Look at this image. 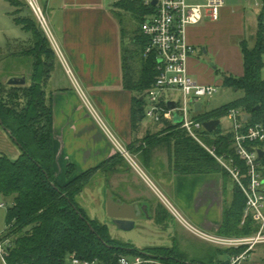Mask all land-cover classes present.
I'll return each mask as SVG.
<instances>
[{
	"label": "trees",
	"instance_id": "16d2710c",
	"mask_svg": "<svg viewBox=\"0 0 264 264\" xmlns=\"http://www.w3.org/2000/svg\"><path fill=\"white\" fill-rule=\"evenodd\" d=\"M21 9L14 11V20L32 35V45L20 54L34 58L30 82L24 85H4L0 82V123L10 132L15 143L21 148L20 155L13 159L0 153V194L10 200L7 209V228L0 236L9 238L6 260L9 264H65L73 254L79 258L110 264L116 263L120 255H152L166 264L187 263L174 248L155 247L160 253L134 247L130 242H121L110 234L108 224L91 218L76 201L86 182L112 158L100 166L90 168L60 185L54 170L53 100L45 86L55 61V51L36 19L32 9L23 0H10ZM26 5L30 12L18 16ZM135 14L138 28L131 45L122 49L124 86L134 92L132 122L134 128L146 117V93L157 77L154 55H146L148 38L141 27L143 16L148 12L142 0H121L116 4ZM126 46V47H125ZM244 58L242 76L224 75V85L243 94L232 102L211 111H199L196 118L203 123L220 119L233 107H239L249 115L246 124H264V10L259 17L256 40L251 47L247 40L241 41ZM139 67L135 66V64ZM258 107V108H257ZM161 131L147 134L140 149L150 153L157 146L167 150L170 163L177 172L220 173L224 178V189L228 188L231 176L219 161L198 141L191 137L180 122L163 119ZM205 130L207 145L215 147L216 153L224 155L229 163L246 166L233 147L231 131L220 129ZM264 149V142L254 143ZM146 146V147H145ZM264 165V156L261 158ZM73 166L68 168V174ZM232 201L224 210L223 223L219 233L223 235L252 234L258 228L255 220L247 217L241 225L246 196L233 177ZM246 247L228 248L229 254H239ZM226 264V263H222ZM228 264V263H227Z\"/></svg>",
	"mask_w": 264,
	"mask_h": 264
},
{
	"label": "crops",
	"instance_id": "0c3cea01",
	"mask_svg": "<svg viewBox=\"0 0 264 264\" xmlns=\"http://www.w3.org/2000/svg\"><path fill=\"white\" fill-rule=\"evenodd\" d=\"M248 2L232 0L228 6L225 0L217 21L205 18L201 23L188 27L187 40L195 50L200 51V55L191 56V54L188 59V71L196 82L218 86V84L224 85V75L244 74L241 41L245 39L249 43V40H256L259 17L264 10V0H253L249 4L259 6L261 9L257 22L253 25L247 18ZM114 3L111 0H46L44 2V11L53 31L50 30L52 39L47 37L56 54L45 86L46 92L53 100L56 181L60 185H65L71 178L90 168L100 166L110 158L112 161L107 166L100 167L96 173H101L109 167L110 175L119 178L123 175L124 166H130L128 159L122 155L89 111L79 90L81 89L118 142L130 154L139 157L154 177L160 181L170 178L166 182L170 187L172 186L169 189L170 195L184 215L199 228L209 233H219L224 210L231 202L226 197L230 188L228 185L227 190L224 189L223 176L220 173L177 172L173 169L164 147L157 146L148 154L143 153L139 148L142 144L141 140L147 134L161 131L164 124L159 121L147 123L142 120L137 128L133 126L134 92L124 86L123 80L124 25L120 18L122 14L119 7ZM10 6L15 11L21 9L11 2ZM230 17L234 18L235 26L226 32L217 33L218 26L223 25V22L225 23ZM209 54L225 70L221 77L218 65L215 67L208 65L206 57ZM33 63L34 58L31 65ZM262 77L264 78V67ZM170 101L176 103V99H169L168 102ZM6 137L16 144L0 123V147ZM162 150L168 156L167 162L163 161L159 154ZM70 165L73 166L71 175L68 174ZM113 198L121 205L126 203L133 207V209L120 207L116 209L117 212L137 215L136 203L142 201H123L117 196ZM142 205L146 210L145 219L153 223L150 205L146 202ZM135 228H137L136 221L132 229ZM164 233H166V243L150 247L174 248L176 254L184 257L187 263H229L231 254L226 248L214 246L190 235L178 225L176 219L174 223L165 226ZM196 241L203 243L204 247L198 248ZM132 244L139 249L144 248ZM195 244L196 246H193ZM221 254H227L228 259L223 260ZM0 264H8L1 254Z\"/></svg>",
	"mask_w": 264,
	"mask_h": 264
},
{
	"label": "built area",
	"instance_id": "2783aa9c",
	"mask_svg": "<svg viewBox=\"0 0 264 264\" xmlns=\"http://www.w3.org/2000/svg\"><path fill=\"white\" fill-rule=\"evenodd\" d=\"M25 1L32 9L46 35L52 39L47 19L38 0ZM154 1L156 2L154 3ZM224 3L225 0H142V4L148 8V12L144 14L141 23L142 31L148 38L145 54L155 56L158 72L153 86L146 93L148 101L146 117L155 121H161L166 117L174 121L177 113L182 119L180 121L181 127L221 162L222 159L226 160V158L224 155L217 154L215 147L207 145L204 140L205 130L207 129L204 123L198 120L194 114V112L201 111L196 109V105L202 103V109L204 100L212 98L218 91V86L200 84L190 75L188 59L195 51V47L188 42L187 31L189 26L197 25L205 18L217 21L220 18ZM79 90L89 111L100 123L118 150L134 164L135 169H142L129 151L118 142L114 133L104 123L84 92L81 89ZM168 90H177L181 94V101L176 100V107L173 109L168 106V101L167 103L164 101L165 91ZM227 117L230 120L229 131L232 133L233 147L236 154L244 161L246 171L243 172L240 165H236L232 169L227 164L225 166L231 170L234 179L246 196L243 221L250 216L255 220L258 226L255 236L231 238L205 232L186 220L167 198L163 200L172 211L175 219H185L182 221H185V225L193 229L197 235L219 245L234 248L248 245V248L241 253L232 254L228 263L244 264L250 250L257 244H264V165L258 152L261 147L254 145V143L264 142V124L256 122L247 125L244 112L239 107L231 108L227 113ZM4 206H6L5 203H0V207ZM11 245V239L1 238L0 236V254L5 259L8 255V247ZM69 258L74 264H110L101 262L98 259H82L76 254L71 255ZM113 264H163V262L151 255L123 254Z\"/></svg>",
	"mask_w": 264,
	"mask_h": 264
},
{
	"label": "rangeland",
	"instance_id": "374dc122",
	"mask_svg": "<svg viewBox=\"0 0 264 264\" xmlns=\"http://www.w3.org/2000/svg\"><path fill=\"white\" fill-rule=\"evenodd\" d=\"M45 1L46 0H38L39 4L43 8V11L45 10V7H44ZM111 1H114L115 2L114 4H117L121 0H111ZM237 1H241V2L249 1L246 6L247 13H248L247 18L248 20L250 19V23L254 25L257 22L258 15L260 14V10H261L260 7L255 6V5L250 6L249 4H251L253 0H237ZM226 3L228 4V6H230V4L232 3V0H226ZM118 7L122 14L120 18H122L123 25H124L123 27V35H124V40H125L124 43L126 46H128V45H131L133 36L135 35L137 31L138 24H139L138 19L135 16V14L131 12L130 10H127L120 6ZM14 11H15L14 8L10 6L9 0H0V82L4 85L9 84L8 81L12 77L23 76V75L26 77L27 83H29L30 75H31V68H32V65H31L32 58L29 57L28 55L20 54L24 49L32 45V40H31L32 35L30 32H27L26 30H24L21 25L16 24L14 20ZM27 12H30V11L28 7L24 5L23 11L17 12L18 13L17 15L23 16ZM29 14L32 15L31 12ZM44 14L47 19L48 26L50 27V30L52 31L51 24L48 20L47 13L45 11H44ZM233 17H230V19L225 21V23L223 22V25L218 26V29L216 30V32L217 33L219 31L226 32L230 28H232V26H235L236 23ZM254 42H255V39L249 40V45L252 47L254 45ZM194 54L195 56L200 55V51L195 50V52H193L191 56H194ZM206 60H207L208 65H211L212 67L213 66L215 67L218 65L214 57L211 56V54H209L206 57ZM135 66L139 67L138 63L135 64ZM218 68L220 70L219 75L221 77L222 73H224L225 70L220 65H218ZM242 94L243 92L241 90H236L231 87L218 84V91L209 100H204L201 111L202 112L211 111L213 109L222 107L223 105L232 102L234 99L238 98ZM164 96H165L164 101L166 103L169 99H176L178 101H181L180 91H177V90L165 91ZM198 113L199 112H194L195 116ZM163 119H166L169 121L171 120L170 118H166V117H164ZM163 119H161V121ZM143 120L147 123L158 122L149 117H145ZM220 120H221L220 129H222L223 131H228L229 126H230V120L228 119L227 115L221 116ZM8 133L10 135L9 131ZM3 142L4 143L1 144L2 148L0 147V153L7 154L13 159L17 158L19 154L21 153V148L17 144H13L11 139L8 137H6V140L5 141L3 140ZM203 147L207 149L205 146ZM159 154L162 156L163 161L167 162L168 156L166 152L162 150V152H160ZM131 156L134 157V160L137 162V164L140 165V167L143 168L144 171L138 168L135 169L134 164L129 159H128L129 161L128 164L130 166L128 165H126V167L124 166L123 175H121L119 178H117L118 176L112 177L109 173L110 168L108 167L104 169L103 172L101 173H95L86 182L85 186L83 187V190L76 196V201L82 208L86 210L87 214L91 218L98 219L100 222L108 224L111 235L114 238H122L123 240L122 239L119 240L121 242L131 241L132 243H134L135 245L141 248L144 247L143 250L144 249L147 251L149 250L152 253L158 254L161 252V250L156 251V249H153L155 247H150V246L151 245L152 246L163 245L166 243V233H164L165 226L170 224L171 222L174 223V219H175V216L173 215L172 211L167 207V204L166 202H164L163 199L167 198L177 208V210H179L181 215L186 220H188L196 228H199V227L195 225L193 222H191L190 219L187 216H185L184 213L174 203L173 198L170 195L171 194L170 190H169L172 188V186L170 187V185L166 183L168 182V179L170 178L167 177L166 181L165 180L160 181L157 177H154V175L145 166V164L140 160L139 157H135L134 154L133 155L131 154ZM121 163L124 164V162H120V164ZM219 163L222 165L224 169H227L230 172L231 176H233L230 170L234 168V165L232 163H229L225 159L224 160L222 159V162L219 161ZM225 164H227L230 167V169H228L225 166ZM166 170L167 169H165V171ZM228 184H229L230 189L228 190V194H226V197L228 198V200L230 199V201H232L233 188L235 186L233 185L234 184L233 177L229 176ZM109 192L112 194V197L117 196V198H120L123 201H137V200L142 201L140 203H136V205L141 204V203L143 204L145 202L149 204L151 207L150 214H152L151 216H153L154 218L153 223L147 221V219H145L146 217L145 215L144 217L141 216L139 219H137L136 221L137 228L135 229L123 231L122 229H119L118 227H116L111 222L108 210L105 206V201L107 199ZM0 203L6 204V206L0 207V231L3 232L7 228L6 216H7V209L10 204V200L4 197L3 194H0ZM152 207H154V209H152ZM185 219L176 220V221L178 225L180 227H183L190 235H194L198 237L199 239L203 241H207L208 243H211L212 245L217 246V247L226 248V249L231 248L229 246L219 245L218 243L211 242L208 239L197 235L193 229L185 225L186 223L185 221H182ZM244 222L245 221H243L242 219L241 225H244ZM215 235L231 237V238H235V237L238 238V237H252V236H255V233L237 234V235H223L220 233H216ZM196 243L198 245V248L204 247V244L201 243L200 241H196ZM193 246H196V244ZM243 246L246 247L244 250L248 248V245H243ZM194 248H197V247H194ZM209 250L211 251V249ZM221 256H222L221 258L225 261L228 259L227 254H221ZM156 258L158 259V257ZM69 259L70 258L66 259L65 264H73L72 260H69ZM163 264H166V263L163 262ZM244 264H264V244H257L254 248H252L250 252L248 253V258L244 262Z\"/></svg>",
	"mask_w": 264,
	"mask_h": 264
},
{
	"label": "water",
	"instance_id": "95a60500",
	"mask_svg": "<svg viewBox=\"0 0 264 264\" xmlns=\"http://www.w3.org/2000/svg\"><path fill=\"white\" fill-rule=\"evenodd\" d=\"M155 2L156 1H154V3ZM26 82H27V79H26V77L24 75L23 76L12 77L8 81V83L10 85H24V84H26ZM168 106L171 109H173V108L176 107V103L174 101H170V102H168ZM201 106H202V103H198L196 105V109L200 110ZM248 118H249V115H246L245 119H248ZM174 120L176 122H180L182 119L176 113ZM220 123H221L220 119H211V120L205 121L204 122V126H205V128L208 131L213 132L214 130H216V128L218 127V125ZM258 152H259L260 158H262L264 156V150L260 148L258 150ZM105 204H106L105 206H106V208L108 210L109 216L112 218L111 222L113 224H115L119 229L129 230V229H132L135 226V220L137 218L136 215H134L133 213L125 214V213H119V212L116 211L117 208L125 207V206L129 207V209H133V207L131 205L126 204V203L124 205L119 204L118 202H116L114 200V198L112 197V194L110 192L108 193V196H107Z\"/></svg>",
	"mask_w": 264,
	"mask_h": 264
},
{
	"label": "flooded vegetation",
	"instance_id": "af4514ba",
	"mask_svg": "<svg viewBox=\"0 0 264 264\" xmlns=\"http://www.w3.org/2000/svg\"><path fill=\"white\" fill-rule=\"evenodd\" d=\"M115 198H116V196H115ZM136 208H137V215H136L137 218L135 221H137V219H139L141 216L144 217L146 215V210H145L144 206L142 205V203L136 205ZM110 220L112 221L111 217H110Z\"/></svg>",
	"mask_w": 264,
	"mask_h": 264
}]
</instances>
